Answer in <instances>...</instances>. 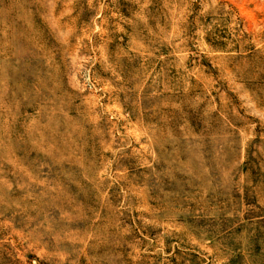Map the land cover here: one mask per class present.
Returning <instances> with one entry per match:
<instances>
[{"label": "rangeland", "instance_id": "obj_1", "mask_svg": "<svg viewBox=\"0 0 264 264\" xmlns=\"http://www.w3.org/2000/svg\"><path fill=\"white\" fill-rule=\"evenodd\" d=\"M0 264H264V0H0Z\"/></svg>", "mask_w": 264, "mask_h": 264}]
</instances>
